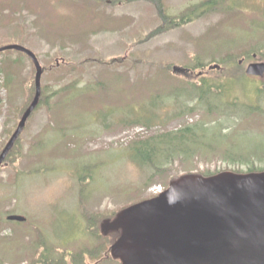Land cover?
<instances>
[{
    "label": "rangeland",
    "instance_id": "obj_1",
    "mask_svg": "<svg viewBox=\"0 0 264 264\" xmlns=\"http://www.w3.org/2000/svg\"><path fill=\"white\" fill-rule=\"evenodd\" d=\"M198 1L163 0L165 9L175 15ZM215 8L146 38L161 20L145 0L111 4L107 0H0V45L26 46L46 67L61 63L42 76L46 91L76 83L51 97L49 107L34 111L18 145L21 155L0 170V264L29 262L36 249L38 255L51 253L55 259L64 251L77 255L97 244L87 229V211L106 214L150 197L175 174L237 168L221 150L207 158L198 154L190 162L175 159L163 169L140 162L128 150L133 140L157 130L179 128L196 119H226L205 110L170 117L180 102L167 90L172 75L166 65L171 72L173 65L187 69L178 76L217 80L220 69L185 65L191 64L190 55L197 49L208 60L209 52L219 58L223 51L238 52L264 43V0H218ZM216 28L218 33L199 43ZM213 41L215 51L210 50ZM1 55L6 77L0 90L3 142L16 111L28 98L33 69L26 56ZM14 57L19 65L10 62ZM251 60L264 61V57L243 58L241 64L245 68ZM245 77L225 79L222 99L235 101L238 107L256 104L263 112L224 122L230 125L227 142L262 167L264 92L257 90L264 87V76H249L242 84ZM154 108L148 114L159 116L163 124L131 122L130 115ZM240 167L246 170L249 164ZM13 214L24 216L25 221L9 220ZM86 264L93 261L88 257ZM100 264L117 262L108 259Z\"/></svg>",
    "mask_w": 264,
    "mask_h": 264
},
{
    "label": "water",
    "instance_id": "obj_2",
    "mask_svg": "<svg viewBox=\"0 0 264 264\" xmlns=\"http://www.w3.org/2000/svg\"><path fill=\"white\" fill-rule=\"evenodd\" d=\"M5 49L22 51L32 59L36 91L0 153V164L38 103L42 72L29 49L0 47ZM245 71L263 75L264 62L250 63ZM9 218L24 220L19 215ZM110 230H121L110 249L120 264H264V171L184 174L158 195L104 220L102 233Z\"/></svg>",
    "mask_w": 264,
    "mask_h": 264
},
{
    "label": "trees",
    "instance_id": "obj_3",
    "mask_svg": "<svg viewBox=\"0 0 264 264\" xmlns=\"http://www.w3.org/2000/svg\"><path fill=\"white\" fill-rule=\"evenodd\" d=\"M104 1V0H100ZM112 3L118 0H109ZM124 3L137 1V0H121ZM153 4L155 13L157 17L161 20L150 33L146 36L149 38L152 35H157L169 30L172 27H177L186 24L189 21L198 19L210 11H215V5L218 0H200L195 2L184 10H182L178 15L169 13L164 6L163 0H145ZM218 33L217 28L215 31L209 32L203 38H200L199 43H205L208 41V37L212 34ZM215 41V40H214ZM210 43V50H216L217 46L214 43ZM223 48V47H220ZM264 44L261 46H252L250 49L240 50L238 52H233L232 50L223 51L219 58L214 57L212 52L208 60H205L206 56L203 54V50L197 49L190 55L192 62L191 64L185 63V65L190 68H204L213 63H218L221 65V69L218 71L217 80H208L201 78L200 80H193V78H185L182 76H176L171 73L170 65H166V71L170 72L172 78H175L177 83L169 77V85L167 90H173L176 96H182V100L178 108L170 114V117H174L181 114H190L197 111L205 110L208 114H217L218 116L225 115L224 122L230 120L232 117L238 116L239 118H245L248 114L261 110L259 107L252 106L250 104H241L239 107L236 102H226L222 99L224 80L230 77L240 78L243 75L242 67L237 63L238 59L241 57L249 58L254 52H259L264 55ZM219 49V48H218ZM208 52V51H206ZM212 56V57H211ZM202 59H201V58ZM211 57V58H210ZM117 58H113L112 61L116 62ZM150 65V63L148 62ZM188 67V68H189ZM163 76H164V72ZM35 70L32 74V83L27 87L26 93L28 98L23 103L22 106L16 111V119L14 124L8 130L7 136L0 146V152L5 146L6 142L14 132L19 119L22 114L29 106L34 94H35V83H34ZM162 76V77H163ZM158 77V75H157ZM243 78V77H242ZM247 80L243 83L246 84ZM76 85L75 82L65 85V87L59 90H49L46 91L41 86V94L39 97V102L33 112L27 118L25 127L31 118V115L40 106L49 107L50 99L55 94L60 91L68 90L71 86ZM246 86V85H244ZM176 110V112H175ZM157 116L149 115L147 111L138 113V115L130 116L131 122H139L147 126H151L157 123L163 124L164 122ZM220 118L205 120L196 119L193 122H188L183 126L171 130H160L152 135L146 136L144 138H139L133 140L129 145V154L133 158L140 160L141 162L148 164L156 168H167L168 165H172L175 159L180 162L188 161L190 162L198 154L202 157L213 156L216 151L221 150L225 155V159L228 163H233L237 168L234 171H241L240 165L243 162H247L249 167L247 172L261 170L255 167L249 155L236 152L231 148L233 142H227L229 133L227 130L230 125L224 124L223 120ZM24 127V129H25ZM23 129V131H24ZM22 131V132H23ZM22 133L17 137L13 147L10 149L2 164L0 169L4 166L12 165L17 158L21 155V149L18 146L21 141ZM14 166V165H13ZM264 167H262V170ZM204 175H210L211 173H201ZM180 174H175L170 179H175L179 177ZM118 211V210H117ZM117 211L113 212H87L85 217L87 218V229L90 234L96 239L97 244H95L91 249L84 248L79 251L77 255H71L72 253H62L59 258H53L50 254H40L35 256L33 260H30L26 264H86L88 257L95 262L98 259H104V254L107 253L109 257V248L112 242L118 237V232L112 234L103 235L100 231V224L102 220L106 217L112 218ZM70 262V263H69ZM96 264V263H95Z\"/></svg>",
    "mask_w": 264,
    "mask_h": 264
}]
</instances>
